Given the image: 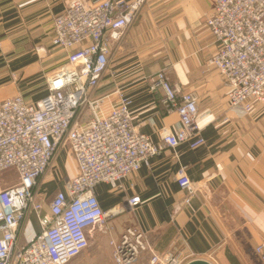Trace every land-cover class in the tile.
I'll use <instances>...</instances> for the list:
<instances>
[{
	"label": "crops",
	"instance_id": "1",
	"mask_svg": "<svg viewBox=\"0 0 264 264\" xmlns=\"http://www.w3.org/2000/svg\"><path fill=\"white\" fill-rule=\"evenodd\" d=\"M66 4L0 0V99L21 94L37 102L48 92L47 74L65 63L66 52L52 39L54 17ZM213 9L214 0H148L122 42L112 44L109 68L95 95L118 89L129 96L137 129L159 142V129L180 126L178 113L150 89L155 74L166 69L172 83L197 95V122L205 143L195 149L187 143L164 148L117 188L100 183L96 194L102 208L123 211L108 218L114 226L111 236L89 232V247L69 264H116L110 239L120 240L127 227L143 233L149 251L181 254L184 264L195 258L213 264H264L255 251L264 242V104L255 103L247 114L230 106L224 79L208 64L218 50L206 26ZM181 166L196 185L192 195L176 181ZM77 172L70 148L60 149L37 188L43 212H29L21 242L41 232V214ZM17 182L14 169L0 174L2 188ZM133 195L142 201L131 208L127 199ZM149 251L134 264H148Z\"/></svg>",
	"mask_w": 264,
	"mask_h": 264
},
{
	"label": "built area",
	"instance_id": "2",
	"mask_svg": "<svg viewBox=\"0 0 264 264\" xmlns=\"http://www.w3.org/2000/svg\"><path fill=\"white\" fill-rule=\"evenodd\" d=\"M147 1L67 0L54 17L52 39L66 52L65 63L47 74L48 92L37 102L21 94L0 99V174L10 169L18 174L17 183L0 187V264H69L89 247V232L112 234L108 218L123 211L102 208L96 194L100 183L117 188L164 148L187 143L195 149L205 143L197 95L172 83L166 69L155 74L150 89L178 113L180 126L159 129V142L137 129L129 96L118 89L95 95L108 71L112 44L122 42ZM206 26L218 47L209 66L224 79L230 106L250 113L255 103L264 104V0H214ZM64 147L70 148L78 172L41 214V232L21 242L29 212L44 209L37 188ZM175 178L181 189L196 191L185 166ZM141 201L133 195L127 204L132 208ZM110 245L116 264H134L151 249L134 227H127L120 240L111 237ZM255 251L264 263V242ZM149 252L148 264H184L181 254Z\"/></svg>",
	"mask_w": 264,
	"mask_h": 264
},
{
	"label": "water",
	"instance_id": "3",
	"mask_svg": "<svg viewBox=\"0 0 264 264\" xmlns=\"http://www.w3.org/2000/svg\"><path fill=\"white\" fill-rule=\"evenodd\" d=\"M186 264H213V263L203 258H195L188 261Z\"/></svg>",
	"mask_w": 264,
	"mask_h": 264
},
{
	"label": "rangeland",
	"instance_id": "4",
	"mask_svg": "<svg viewBox=\"0 0 264 264\" xmlns=\"http://www.w3.org/2000/svg\"><path fill=\"white\" fill-rule=\"evenodd\" d=\"M126 229H127V228H126ZM126 229H125V230H126Z\"/></svg>",
	"mask_w": 264,
	"mask_h": 264
}]
</instances>
